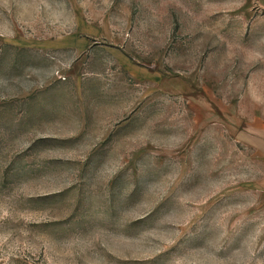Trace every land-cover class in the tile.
<instances>
[{"label":"rangeland","instance_id":"obj_1","mask_svg":"<svg viewBox=\"0 0 264 264\" xmlns=\"http://www.w3.org/2000/svg\"><path fill=\"white\" fill-rule=\"evenodd\" d=\"M264 0H0V264H264Z\"/></svg>","mask_w":264,"mask_h":264},{"label":"crops","instance_id":"obj_2","mask_svg":"<svg viewBox=\"0 0 264 264\" xmlns=\"http://www.w3.org/2000/svg\"><path fill=\"white\" fill-rule=\"evenodd\" d=\"M254 142V145H256L258 148H259V150L261 149V152H263L264 153V150L262 151V148H261V144H260V141H262V138L261 137H259L258 138V142L256 141V140H253Z\"/></svg>","mask_w":264,"mask_h":264}]
</instances>
